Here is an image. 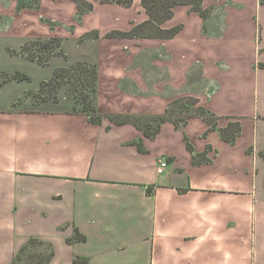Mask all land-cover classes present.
Here are the masks:
<instances>
[{
  "label": "crops",
  "instance_id": "0c3cea01",
  "mask_svg": "<svg viewBox=\"0 0 264 264\" xmlns=\"http://www.w3.org/2000/svg\"><path fill=\"white\" fill-rule=\"evenodd\" d=\"M86 1L92 16L83 27L96 26L88 41L104 45L103 58L69 60L61 46L65 57L46 66L59 57L66 61L53 71L96 64L99 123L64 97L17 105L30 90L9 93L15 79L0 86V264H12L32 237L51 244L48 264L76 256L88 264H264V102L255 92L264 68L250 70L259 0H202L205 16L177 5L158 25L179 27L171 37L152 25L148 36L126 35L148 20L139 0L145 18L135 22L125 6ZM94 1L101 7L92 11ZM183 98L198 99L216 127L191 116L148 137L108 119L161 115ZM229 122L241 127L233 143L218 131ZM160 158L167 166L158 173ZM76 228L85 241L67 242Z\"/></svg>",
  "mask_w": 264,
  "mask_h": 264
},
{
  "label": "rangeland",
  "instance_id": "374dc122",
  "mask_svg": "<svg viewBox=\"0 0 264 264\" xmlns=\"http://www.w3.org/2000/svg\"><path fill=\"white\" fill-rule=\"evenodd\" d=\"M105 5L106 6L103 7H116L108 6V4ZM10 7V0H0V69L16 70L15 73L25 76L23 79L17 80L18 82L11 84L8 88L9 93H13L12 91L17 93V91L20 90H30V94L26 95V93H24L23 96L19 98V101L16 102L17 105H20L23 101L30 103V105H36L42 102V97H48L47 93L36 97L32 95L34 92L36 93L37 90L35 89H38L42 80H48L51 77L56 64L58 62L65 63L66 61L59 57L55 59L49 67H42L38 65L36 61L32 63L28 61L29 59L27 57L17 53L21 48L20 46L24 43L29 44L28 52L37 54L45 53L48 50L40 49V43L47 41L53 36H57L60 39L65 38L63 41L61 40V46L65 54L68 55L69 60L90 58L97 61L103 58L104 45H102L101 42L88 41L96 34V26L90 24L89 27H83L85 20L92 16L91 11L85 10L79 11L80 13H78L74 3L70 0H13V8L11 9ZM99 7H101L100 4L94 1L92 11H95ZM123 8L133 12L134 19L132 21L134 22L145 18V14L138 0L134 1L132 6ZM258 8V27H255V41L253 43L254 57L250 68L253 75H255L257 67L259 69L264 68V55L262 54V51L264 53V0L258 1ZM117 12L124 20L132 16L130 12H126L125 10H117ZM17 16L20 17L22 22L21 29L20 24L16 22ZM31 20L33 25L32 22H30ZM29 26L34 29L33 32H28ZM78 29L79 32L80 29L82 31L79 38L77 35H72ZM38 32L39 34H36ZM11 46L19 48H15L17 51L13 52L10 49ZM6 79V73H0V86L10 81H6ZM255 82L256 97L260 104H262L264 102V74L258 77ZM67 88L68 85H62L60 87L56 93L58 97L57 101L64 97L70 100L74 105V100L67 95ZM190 103L191 98L180 99L178 103L171 107L170 115L176 120L185 117L195 109V106L189 105ZM93 104L95 105V102H93ZM23 107L26 106L24 105ZM80 108L81 106L78 105V109ZM261 176H264V163L259 167L258 179H260ZM47 252V247L44 245H29L20 254L21 258L17 264H45Z\"/></svg>",
  "mask_w": 264,
  "mask_h": 264
},
{
  "label": "trees",
  "instance_id": "16d2710c",
  "mask_svg": "<svg viewBox=\"0 0 264 264\" xmlns=\"http://www.w3.org/2000/svg\"><path fill=\"white\" fill-rule=\"evenodd\" d=\"M79 9V11L90 10L92 8V3L86 0H73ZM99 2H113L120 4L125 7H129L132 5L133 0H98ZM202 0H139L141 6L144 8L145 13L148 16V20L143 22L134 29H132L127 36H132L135 34H142L148 36L149 33H144L143 30L147 27V25H152L156 27L159 31L158 36L163 37H171L173 36L179 29V27L172 28L167 31H162L159 29V24L163 21L169 19L172 16L173 8L177 5H191L192 10L199 12L202 16L206 15V11H204L201 6ZM40 49H47L45 53H32L28 52L29 44L24 43L20 50L17 53L21 56L27 57L31 61H36L38 64L42 66H46L51 56L53 55H61L65 57L63 50L61 48L60 40L56 37H51L45 42L40 43ZM15 52V50H12ZM7 80L15 79L21 80L25 76L18 75V73H9L6 74ZM62 85H68L67 95L74 100L73 112H79L87 115L89 120L93 123H99L103 116L97 113L95 105V96L97 92V66L94 63H89L85 61H76L69 66L66 67H58L56 68L52 76L48 80H43L40 82V85L34 94L33 97L38 95H44L47 93L48 97H42V101H57L58 97L56 96L57 91L60 89ZM30 94L29 91L26 92V95ZM180 99L173 101L171 106L165 110V112L161 115L155 116H145V115H133V114H117L108 116V119L114 124H123V123H131L135 125L138 129L142 130L143 133L148 137L155 136L160 129L161 123L165 121H171L175 124L177 128L185 125L188 117L191 116H199L202 117L205 121H207L211 128L214 129L216 127V117L211 114L207 109L203 106L198 105V99L191 98V103L189 105L195 106V109L186 115L183 118L174 119L171 114V107L179 102ZM78 105L81 106L78 109ZM188 105V104H187ZM155 123V124H154ZM154 124V125H153ZM218 131L221 137L229 142L233 143L237 136L240 134L241 127L238 122H229L226 127L218 128ZM141 150V146L138 145ZM261 158L264 159V150L259 152ZM85 241V236L78 232L77 228L75 229V233L73 237L68 238L67 242ZM44 245L47 247V254L45 257V264H48L52 256L54 255L53 248L49 242L44 240H40L37 238H30L17 252L15 258L13 259L12 264H17V262L21 258V253L29 246V245ZM64 264H88V261L84 257L76 256L70 263Z\"/></svg>",
  "mask_w": 264,
  "mask_h": 264
},
{
  "label": "built area",
  "instance_id": "2783aa9c",
  "mask_svg": "<svg viewBox=\"0 0 264 264\" xmlns=\"http://www.w3.org/2000/svg\"><path fill=\"white\" fill-rule=\"evenodd\" d=\"M166 166H167V161L164 158H160L156 168L157 172L161 173Z\"/></svg>",
  "mask_w": 264,
  "mask_h": 264
}]
</instances>
